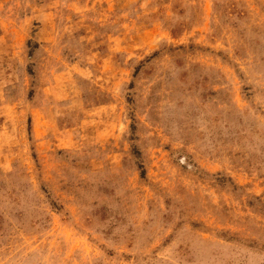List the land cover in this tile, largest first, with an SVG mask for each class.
<instances>
[{"label": "rangeland", "instance_id": "1", "mask_svg": "<svg viewBox=\"0 0 264 264\" xmlns=\"http://www.w3.org/2000/svg\"><path fill=\"white\" fill-rule=\"evenodd\" d=\"M0 264H264V0H0Z\"/></svg>", "mask_w": 264, "mask_h": 264}]
</instances>
